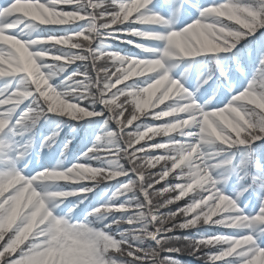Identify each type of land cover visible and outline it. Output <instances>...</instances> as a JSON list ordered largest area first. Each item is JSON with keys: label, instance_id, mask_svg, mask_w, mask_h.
Segmentation results:
<instances>
[{"label": "snow or ice", "instance_id": "6c2138e0", "mask_svg": "<svg viewBox=\"0 0 264 264\" xmlns=\"http://www.w3.org/2000/svg\"><path fill=\"white\" fill-rule=\"evenodd\" d=\"M264 264V0L0 3V264Z\"/></svg>", "mask_w": 264, "mask_h": 264}, {"label": "rangeland", "instance_id": "374dc122", "mask_svg": "<svg viewBox=\"0 0 264 264\" xmlns=\"http://www.w3.org/2000/svg\"><path fill=\"white\" fill-rule=\"evenodd\" d=\"M2 2H3V0H0V3H2ZM176 258L181 259L184 262V264H189L190 258L187 256V253H183L180 256H177ZM200 262H203V261H200Z\"/></svg>", "mask_w": 264, "mask_h": 264}, {"label": "trees", "instance_id": "16d2710c", "mask_svg": "<svg viewBox=\"0 0 264 264\" xmlns=\"http://www.w3.org/2000/svg\"><path fill=\"white\" fill-rule=\"evenodd\" d=\"M200 264H204L203 262H200Z\"/></svg>", "mask_w": 264, "mask_h": 264}]
</instances>
